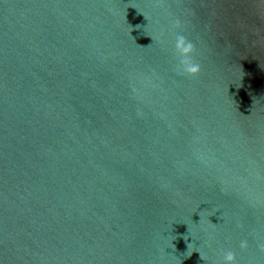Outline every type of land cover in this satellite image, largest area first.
<instances>
[{
    "label": "water",
    "instance_id": "water-1",
    "mask_svg": "<svg viewBox=\"0 0 264 264\" xmlns=\"http://www.w3.org/2000/svg\"><path fill=\"white\" fill-rule=\"evenodd\" d=\"M228 251L264 264V0H0V264Z\"/></svg>",
    "mask_w": 264,
    "mask_h": 264
},
{
    "label": "clouds",
    "instance_id": "clouds-1",
    "mask_svg": "<svg viewBox=\"0 0 264 264\" xmlns=\"http://www.w3.org/2000/svg\"><path fill=\"white\" fill-rule=\"evenodd\" d=\"M175 49L179 57L178 70L188 75H198L200 65L192 60L194 45L183 35H177ZM241 247H246V242H242ZM224 264H235V255L233 252L228 251L224 254Z\"/></svg>",
    "mask_w": 264,
    "mask_h": 264
}]
</instances>
